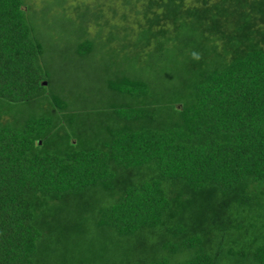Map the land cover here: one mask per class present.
Listing matches in <instances>:
<instances>
[{
	"label": "trees",
	"instance_id": "trees-1",
	"mask_svg": "<svg viewBox=\"0 0 264 264\" xmlns=\"http://www.w3.org/2000/svg\"><path fill=\"white\" fill-rule=\"evenodd\" d=\"M44 1L0 0V264H264V0L63 13L77 56L106 48L105 93L128 101L94 135L45 97Z\"/></svg>",
	"mask_w": 264,
	"mask_h": 264
},
{
	"label": "rangeland",
	"instance_id": "rangeland-1",
	"mask_svg": "<svg viewBox=\"0 0 264 264\" xmlns=\"http://www.w3.org/2000/svg\"><path fill=\"white\" fill-rule=\"evenodd\" d=\"M29 1V0H28ZM44 0H30V3L37 9L42 6ZM98 1L101 7L104 8L107 0H45V5L49 8L55 9L53 13H47L45 16L41 14L35 17L37 24H40V30L44 47L46 49L45 58L42 61V69L45 73V80L48 85L45 91L46 99L52 98L53 95H60L66 97L71 104L67 109H72L79 113L76 120V125L79 126L76 131L89 129V135H94L95 127L103 124L109 116V104H113L114 100L128 102L127 99H120L106 94L107 70L110 68L109 58L106 48H99L98 52L92 58H80L76 54V39L74 34H65L64 29H67L65 22L62 19L63 13L73 14L74 12H96L86 11V4H96ZM80 7V8H77ZM75 8L78 11H75ZM93 17V14L90 15ZM92 19V18H91ZM50 20V22H47ZM46 24L51 28H47ZM86 28L84 39L96 40L97 30L100 28L95 22H88L84 25ZM98 28V29H97ZM71 31V30H70ZM107 29L103 28L100 31L101 35L107 33ZM83 36V33H80ZM103 44V43H102ZM123 66V71H126V65ZM115 66L111 67L110 73L114 72ZM61 93H64L62 95ZM111 106V105H110ZM40 103H33L30 108H24L20 113V118L23 120L30 115H42ZM99 112H101L99 114ZM108 112V113H106ZM14 114L6 115L3 118L11 119ZM83 119V120H82ZM66 131L70 132V126L65 125ZM74 133V130H72Z\"/></svg>",
	"mask_w": 264,
	"mask_h": 264
},
{
	"label": "water",
	"instance_id": "water-1",
	"mask_svg": "<svg viewBox=\"0 0 264 264\" xmlns=\"http://www.w3.org/2000/svg\"><path fill=\"white\" fill-rule=\"evenodd\" d=\"M44 85H46V82H44Z\"/></svg>",
	"mask_w": 264,
	"mask_h": 264
}]
</instances>
